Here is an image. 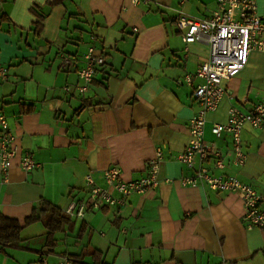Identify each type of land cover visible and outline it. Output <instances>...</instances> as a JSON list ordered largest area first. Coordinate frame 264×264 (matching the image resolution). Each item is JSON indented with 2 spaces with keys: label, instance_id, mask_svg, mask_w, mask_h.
<instances>
[{
  "label": "crops",
  "instance_id": "1",
  "mask_svg": "<svg viewBox=\"0 0 264 264\" xmlns=\"http://www.w3.org/2000/svg\"><path fill=\"white\" fill-rule=\"evenodd\" d=\"M216 1L0 0V66L7 68L0 114L17 149L13 166L0 168L2 214L23 222L43 201L64 212L87 198L86 174L103 185L102 171L117 165L124 179H138L156 148L162 152L155 189L131 194L121 207L66 215L52 245L42 216L0 250V264H62L64 255L72 264H264V227L248 226L239 192L181 182L191 169L177 156L190 140L189 121L199 108L193 91L201 82L187 85L183 76L209 57V47L184 43L176 10L208 17ZM256 5L264 17V0ZM89 47L104 63L81 92L76 68ZM62 53L72 64L62 66ZM224 87L203 133L221 150L224 166L214 168L212 158L203 164L264 195V124L243 126L242 165L232 162L230 135L211 131L232 106L248 111L264 96V51L252 50ZM24 154L40 166L23 171L17 164Z\"/></svg>",
  "mask_w": 264,
  "mask_h": 264
},
{
  "label": "built area",
  "instance_id": "2",
  "mask_svg": "<svg viewBox=\"0 0 264 264\" xmlns=\"http://www.w3.org/2000/svg\"><path fill=\"white\" fill-rule=\"evenodd\" d=\"M133 4H149L152 0H131ZM256 0H217L216 8L208 17H196L182 10H176V26L185 44L197 42L209 47V57L195 71L186 72L183 81L193 85L196 79L201 82L194 87L193 95L199 108L189 121L190 140L177 158L191 169L181 178L182 184L207 186L216 191L239 192L243 204V217L249 227H264V195L258 193L250 184L232 176H218L210 173L203 162L213 159V166L222 169L223 154L214 144L204 137L206 114L214 110L225 92L224 81L237 74L247 63L252 50L264 51V17L256 12ZM62 66L72 64L68 55L62 53ZM104 63V56L89 47L84 57V64L76 68L83 84L78 86L84 92L94 78L97 67ZM76 66V65H75ZM7 76V68L0 66V79ZM245 124L261 127L264 124V96L248 111L232 106L228 111L227 121L213 123L211 131L216 137L229 134L232 139L234 164L242 165L245 154L242 150L241 132ZM15 135L8 122L0 114V168L7 172L13 166L17 155L14 145ZM158 147L155 156L145 164L146 174L138 179L126 180L117 165H111L102 171L103 185L96 184L91 174L85 175L90 186L88 196L81 201H71L64 212L68 216L82 218L87 210L99 209L102 205L121 207L126 204L131 194H145L158 185V173L162 159ZM196 160L198 161L196 164ZM23 171L29 172L40 166L30 155L19 157L17 164ZM45 262V258H42ZM62 264H72L67 255L62 256Z\"/></svg>",
  "mask_w": 264,
  "mask_h": 264
},
{
  "label": "trees",
  "instance_id": "3",
  "mask_svg": "<svg viewBox=\"0 0 264 264\" xmlns=\"http://www.w3.org/2000/svg\"><path fill=\"white\" fill-rule=\"evenodd\" d=\"M42 216H45L44 225L48 230L46 243L52 245L55 243L54 233L58 232L67 221L66 214L59 207L48 201H43L38 209H34L29 216L24 218L23 222L0 212V250H3L5 246L18 242L22 227L38 221Z\"/></svg>",
  "mask_w": 264,
  "mask_h": 264
}]
</instances>
